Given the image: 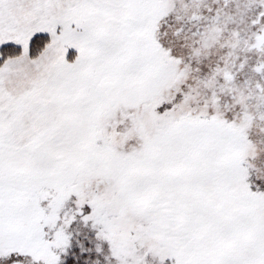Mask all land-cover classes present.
Listing matches in <instances>:
<instances>
[{"label":"snow or ice","instance_id":"snow-or-ice-1","mask_svg":"<svg viewBox=\"0 0 264 264\" xmlns=\"http://www.w3.org/2000/svg\"><path fill=\"white\" fill-rule=\"evenodd\" d=\"M0 264H264V0H0Z\"/></svg>","mask_w":264,"mask_h":264}]
</instances>
